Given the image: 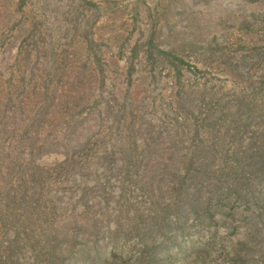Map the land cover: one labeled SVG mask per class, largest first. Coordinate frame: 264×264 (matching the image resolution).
Segmentation results:
<instances>
[{
  "label": "rangeland",
  "instance_id": "1",
  "mask_svg": "<svg viewBox=\"0 0 264 264\" xmlns=\"http://www.w3.org/2000/svg\"><path fill=\"white\" fill-rule=\"evenodd\" d=\"M61 74L80 75V92L87 95L71 109L57 108L56 122L76 128L81 141L100 140L91 156L105 149L126 155L128 145L132 155L145 153L152 132L163 139L169 132L188 147L194 125L201 126L208 110L221 119V110L227 108L226 124L240 111L253 126L242 139L248 142L256 132L257 146L264 140V0H0V93L12 92L23 102V94L30 92L36 96L33 104L51 112V91L67 87L66 80L59 82ZM19 83L25 84L19 88ZM181 97L187 101L179 106ZM54 124L52 120L48 137L56 135ZM175 129H183L181 136ZM259 154L262 160L264 150ZM119 167L114 158L95 162L92 172L100 181L76 169L71 181H58L54 189L73 203L84 183H102L104 190L97 186L73 212L105 199L104 207L113 215L128 198L130 204L146 208L148 201ZM254 179L247 186L264 190V175ZM222 205L213 223L191 216L154 236V261L264 264V222L262 230L249 232L247 218L256 214L250 212L254 208L248 210L240 201ZM128 210L133 219V209ZM96 211L98 218L101 211ZM120 215L119 220L126 216ZM87 237L81 236L76 247L96 264L148 263L147 253H141L144 241L134 235L118 236L111 243L104 228L97 241L91 242V234ZM137 256L143 260L138 262Z\"/></svg>",
  "mask_w": 264,
  "mask_h": 264
},
{
  "label": "trees",
  "instance_id": "2",
  "mask_svg": "<svg viewBox=\"0 0 264 264\" xmlns=\"http://www.w3.org/2000/svg\"><path fill=\"white\" fill-rule=\"evenodd\" d=\"M59 77L60 83L64 84L63 80L68 83L65 89L55 87L51 91V112L48 109L44 112V106L33 104L36 96L30 92L21 95L23 102L12 92L0 93V264H96L91 256L82 251L78 253L76 243L82 242L81 236L86 238L88 234L92 235L91 242L97 241L104 228L111 243L120 240L118 236L140 238L144 241L141 253H147V264H157L150 253L156 246L154 236L166 233L172 223H184L191 216L213 223L224 201L233 205L240 201L242 207L254 208L250 212L256 214L247 218L248 231L262 230L264 220L260 206H264V190L247 185L264 175V157L260 160L262 154H259V149L264 150V142L262 138L254 146L256 132L248 142L243 141L242 134L253 126L246 123L240 111L226 124L230 118L225 114L228 108L221 110V119L214 118L215 110H208L201 126L194 125L188 147H182L187 142L169 132L165 139L152 132L145 143V153L132 155V147L128 145L126 155L105 149L98 157L91 156L93 147L101 141L79 140L76 128L63 125L61 120L56 122L54 114L57 108L59 112L62 108L68 110L85 100L87 94L80 92V75L64 78L61 74ZM19 84L21 86L17 87L22 88L25 83ZM44 94L48 96L47 90ZM27 100L29 102H25ZM186 101V97H181L179 106ZM51 116L55 119H50ZM52 120L57 136L52 132L48 137ZM222 120L223 124H218ZM180 130L173 132L181 136L183 129ZM44 131L47 132L43 138ZM44 155L49 156L43 159ZM47 158L53 160L49 162ZM113 158L120 161L119 169L125 170L127 181L138 186V191L148 201L146 208L130 204L128 198L122 210L119 205L113 215L104 207L106 199L85 204L87 195L93 194L97 186L104 190L98 181L92 185L84 183L79 200L73 203L71 200L66 203L55 191L58 181H71L72 171L76 169L98 179L92 172L98 168H93L95 162L110 163ZM82 200L84 210L73 212ZM129 208L135 213L133 219L128 216ZM229 208L234 209V206ZM96 209L101 211L100 216L106 213L114 221L108 217L96 218ZM124 212L126 216L119 220L117 214ZM231 212L235 215V211ZM136 260L143 259L137 256ZM158 264H162V260Z\"/></svg>",
  "mask_w": 264,
  "mask_h": 264
}]
</instances>
